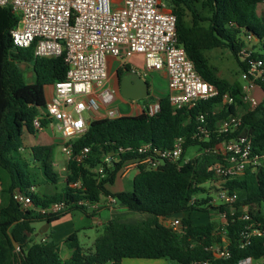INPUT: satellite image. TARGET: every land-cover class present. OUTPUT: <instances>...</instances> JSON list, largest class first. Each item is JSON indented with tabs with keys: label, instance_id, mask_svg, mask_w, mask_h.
Listing matches in <instances>:
<instances>
[{
	"label": "trees",
	"instance_id": "16d2710c",
	"mask_svg": "<svg viewBox=\"0 0 264 264\" xmlns=\"http://www.w3.org/2000/svg\"><path fill=\"white\" fill-rule=\"evenodd\" d=\"M168 1L176 15L178 42L184 47L198 74L218 88L219 96L200 100L190 108L173 110L165 94L159 98V110L152 116H148L143 109L136 115L91 120L86 130L71 143L74 153L89 147L85 161L80 164L74 160L68 161L67 178L60 191L38 193L36 190L31 194L36 206H46L55 201L67 204L64 210L47 215L33 209L21 210L13 200L12 193L17 188L24 191L30 186H37L36 173L29 169L30 162L40 165L44 180L48 183L56 184L60 179L52 168L54 145L30 147L26 160L20 157L19 150L23 147V133L36 130L33 119L45 103L44 87L63 79L66 65L63 55L35 57L32 45H14L9 30L18 19L9 7H0V264H120L123 258L161 257H167L177 264H187L192 260H211L212 253L207 247L219 243L222 235L229 241L230 257L215 259L214 263L236 264L244 257H264V238L253 237L251 243L243 248L238 244V233L244 224L238 218L242 206L248 207L253 220L264 222L259 208V204L264 202V166L255 171L246 170L243 175L226 182L225 185L237 193L233 204L236 209L234 216L229 214V205L204 206L208 197H205L206 190L201 186L212 178L207 167L217 158L203 152L205 146L244 134L251 136L254 151L264 150V98L257 107L247 110V105L241 100L242 83H230L220 77L206 55L213 49L226 48L235 57L240 69L245 71L247 61H242L239 55L240 48L245 44L243 37L250 35L249 43L257 39L264 46V23L254 11L248 10L250 5L262 0ZM251 58L264 59V55L253 50ZM21 62L31 65L32 82L26 81L19 67ZM123 68L131 70L129 65H124L117 72L121 73ZM257 84L264 92V80H257ZM224 92L230 94L232 102L223 106L221 95ZM239 108L242 122L232 131L223 134L213 132L210 140L205 142L192 138L199 125L198 114L204 115V124L213 130L218 121L238 112ZM176 137L185 140L180 159L177 162L166 161L157 170L140 167L129 191L111 193L106 184L114 182L122 161L131 159L134 153L123 151L121 161L114 162L100 181H96L90 171L104 153L118 147L151 143L162 149L170 147ZM193 145H197L201 152L183 161L185 150ZM77 180L82 182L81 189L69 186V183ZM102 195L115 197L117 205L112 209V216L102 232L95 238L91 250H84L77 233L72 232L64 241L71 255L68 259H62L56 242L46 238L40 241L33 237L35 222L50 224L73 210L94 216L97 211L86 212L76 202L82 198L98 201ZM195 196L198 197L191 204ZM121 210L139 212L145 218L123 222L119 217ZM210 210L227 212L228 224L222 232H218V227L212 222L193 221L194 213ZM173 216H181L182 234H177L160 222L162 217Z\"/></svg>",
	"mask_w": 264,
	"mask_h": 264
},
{
	"label": "built area",
	"instance_id": "2783aa9c",
	"mask_svg": "<svg viewBox=\"0 0 264 264\" xmlns=\"http://www.w3.org/2000/svg\"><path fill=\"white\" fill-rule=\"evenodd\" d=\"M261 4L264 6V0ZM0 7H9L18 19L9 30L14 45H32L35 57L63 55L65 77L49 84L51 92L34 117L33 125L39 130L43 122L53 123L62 138L60 152L64 160L57 161L54 158L52 168L64 181L67 178L68 161L74 160L80 164L89 154V147L74 153L72 140L86 130L91 120L122 115L115 106L118 90L109 82L108 57L127 63L132 57L141 55L144 69L162 72L166 79V95L173 110L193 107L200 100L220 94L215 85L198 74L184 47L178 42L176 15L168 0H0ZM243 38L245 44L240 48L239 55L242 61H247V67L241 74L244 81L241 100L247 105V110H252L259 104L253 91L260 87L257 80H264V59H252L253 48L248 42L251 36L245 35ZM159 98L155 97L146 105L143 104L140 112L144 109L148 116L154 115L159 110ZM231 102L230 94L224 92L221 105ZM197 120L199 125L192 138L202 142L209 141L211 133H228L242 122L239 111L218 121L213 130L204 124L202 113L198 114ZM184 141L183 137H176L170 147L162 149L151 143L118 147L104 153L100 162L90 171L96 181L102 180L113 163L121 161L123 151L135 155L122 161L119 170L121 174H128L130 170L137 171L140 167L157 170L166 161L177 162L180 159ZM203 152L217 157L207 167L212 178L201 184L207 190L205 197H208L204 206L229 205V214L234 216L236 209L233 204L237 193L225 184L243 175L246 170L255 171L263 167L264 150L254 151L251 136L240 134L212 146H205ZM69 186L81 189L82 182L77 180L69 183ZM34 192V186L24 191L17 188L12 198L21 210L33 209L44 215L57 213L67 207L64 201L36 206L31 198ZM197 197H192L190 203ZM76 205L86 212H92L102 206H116L117 199L111 195H102L98 201L79 199ZM218 216V232H222L228 224V214L221 211ZM238 218L244 221L238 233L240 248L248 246L253 237L264 238V222L253 220L248 207L242 206ZM160 222L177 234L183 233L181 216L162 217ZM40 241H45V238ZM228 244V239L222 235L219 243L207 247L212 253L211 260H192L187 264H223L214 263L213 260L230 257ZM252 260L251 257H244L236 264H251Z\"/></svg>",
	"mask_w": 264,
	"mask_h": 264
},
{
	"label": "rangeland",
	"instance_id": "374dc122",
	"mask_svg": "<svg viewBox=\"0 0 264 264\" xmlns=\"http://www.w3.org/2000/svg\"><path fill=\"white\" fill-rule=\"evenodd\" d=\"M206 55L208 57L210 65L214 66L217 69L218 75L220 77L225 78L230 83H232L233 81H239L240 83L244 84V81L241 78L242 70L240 69L237 60L235 59V57L232 55V53L228 49L216 48L211 51H208ZM131 60H132L131 62L136 66V68L139 71H141V74H143L144 65H143L142 56L141 55L134 56L132 57ZM19 67L23 71L26 81L32 82L34 78H33V71H32L31 65L28 63L21 62L19 63ZM145 77L150 82L151 89L154 90L155 92L154 94L164 95L165 92L163 91V87H164V84H166V80L160 74L159 71L147 72ZM253 95L258 99L260 98L259 99L260 102L262 101L261 99L262 95L259 89L256 90L255 93H253ZM130 100L132 101V99ZM147 100H148V97L139 99V101L141 102H144ZM128 101L129 99H126L125 101H119V102L117 101V103L115 102L116 106L119 107V110L122 115L132 114V111L130 112L128 110V106H127ZM148 101H152V100H148ZM239 111L241 113L240 108H239ZM200 152L201 150L199 149L197 145L188 147L184 152L183 161L191 159L193 156L199 154ZM53 154H54V158L57 161L64 160V157L62 156L60 152L59 145H56L54 147ZM28 156H29L28 151L20 154V157H22V159L24 160H26ZM29 169L32 172L36 173V176H37L36 190L38 193L57 192L61 190L64 184L63 177L59 179L58 183L51 184L44 180V177L42 175V170L38 163L30 162ZM135 174H136L135 170H130L129 173L126 174V176L121 178V173L118 172L114 179V182L106 184V187L111 193L118 192V191H129L132 189V180ZM203 186L207 188V186L205 185ZM114 207L115 206H113V208ZM108 208L101 209L100 215H96L92 218L85 217L82 214H80L83 216V217L82 216L80 217L84 219V221H79L74 224H76L75 226L77 228L78 240H79V244L81 247L83 248H87L88 246L90 247L92 245L94 238L97 237L102 232L104 225L109 220V209ZM259 208H260L261 213L264 215V202H261L259 204ZM121 211L122 212L119 214V217L121 221L123 222H136V221H139L145 218V216L141 215V213L139 212L126 211V210H121ZM77 214L79 215V213ZM192 218L195 223L212 222L219 229L220 219H219L218 213L214 210L201 211L193 215ZM99 220H101V223H98ZM33 226L36 228V231H37L40 226V222H35ZM65 232H67V224H64L63 222H59L58 224H52L48 230V233L51 234L53 241L56 243L59 242L61 239L64 240L66 238L67 235L65 236L62 235V234H65ZM84 250L89 251L90 248H87ZM104 264H109V262L104 263Z\"/></svg>",
	"mask_w": 264,
	"mask_h": 264
},
{
	"label": "crops",
	"instance_id": "0c3cea01",
	"mask_svg": "<svg viewBox=\"0 0 264 264\" xmlns=\"http://www.w3.org/2000/svg\"><path fill=\"white\" fill-rule=\"evenodd\" d=\"M248 10L254 11V14L256 16H258L262 20V22L264 23V6L261 3L255 4V5H250L248 7ZM249 44H251V46L253 47V50L255 52H258V53L264 55V46L262 45V43L259 40L253 39L252 41H250ZM131 59H129L127 61V63H122L118 59H115L113 57H108V59H107V66H108V72H109V77H110L109 82L114 88H116L118 90V98L116 100V103H117V101L119 102V101H125L126 100V98H124L120 95L119 87H118V84L116 81V75L118 73L117 70L119 69V67H123L124 65H129L131 67L130 71L136 72L138 75H140L144 80H146L148 82V85L150 87V91H149V94L147 96L148 100H153L154 97L164 96L167 93L166 84H164V87H163V91L165 92L164 95L154 94L155 92H154V90L151 89L150 82L145 77L147 72H151V71H147L146 69H143L144 75L141 74V71H139L136 68V66L131 62L132 61ZM123 69H125V68H123ZM160 74L164 77L162 72H160ZM126 79H128V78H126ZM125 82H126V80H125ZM258 89L260 90L261 95H262L261 99H263L264 98V92L260 87L254 89L253 93H255V91ZM50 92H51V88L49 87V85H46L44 87L45 97H48ZM257 93H258V91H257ZM148 100H147V102H148ZM145 103H146V101H144V102H141L139 100H132L131 101L129 99V101L127 102V106H128V110L130 112L132 111L131 115L138 114L141 110V107ZM259 103H260V101H259ZM115 106H116V104H115ZM116 107H118V106H116ZM61 143H62V138L60 137L58 132L55 130L54 124L53 123H44L43 126L39 130H35V132H33V133H29L26 131L23 133V147L19 150V153L22 154L23 152L25 153L26 151H28V153H29V148L32 146H36V145H54V147H55L56 145L60 146ZM124 176H126V174H124V175L121 174V178H123ZM104 208H108V207H106V206L100 207L94 216L100 215V210L104 209ZM108 209H109V219H110L112 212H113V210H112L113 207H109ZM77 213H79V215ZM80 214H82L85 217H89V218L94 217V216H88L87 214H85L81 211L73 210V211H70L68 214L64 215L63 217H61L60 219L50 223L48 225L47 230L45 231V234L42 233V234L36 235V232L39 230L40 227H42V225H44L45 222H40V226H39L37 231H36V228L33 226L35 228V233L33 234V237H35L37 240H39L41 238L53 240V238L51 237V234L48 233V230L52 224H58L59 222H63L64 224H67V232H65V234H62L63 236H65V235L68 236L72 232L77 233V228L75 226L76 224H74V223H77L79 221H84V219H82L80 217V216H82ZM195 214L196 213H194L193 215H195ZM98 223H101V220H99ZM75 229H76V231H75ZM77 238H78V234H77ZM95 238H94V240H95ZM65 239L64 240L61 239L59 242H57L58 246H59V253H60V256L62 259H68L71 255V250L64 243ZM94 240H93V242H94ZM93 242H92V245L90 247L89 246L87 247V248H90V250L93 247ZM87 248H83V249H87ZM263 259H264L263 257L258 258V259H253L251 264H262ZM109 264H111V263L109 262ZM120 264H177V263H175L174 261L170 260L167 257H161V258H123L121 260Z\"/></svg>",
	"mask_w": 264,
	"mask_h": 264
},
{
	"label": "water",
	"instance_id": "95a60500",
	"mask_svg": "<svg viewBox=\"0 0 264 264\" xmlns=\"http://www.w3.org/2000/svg\"><path fill=\"white\" fill-rule=\"evenodd\" d=\"M131 77L125 79L126 82L121 83L119 86V92L122 97L126 99L139 100L148 96V82L144 80L140 75L136 72H129ZM49 223L45 222L42 227L36 232V235L44 233L48 228ZM13 245L16 249H18V245L13 242Z\"/></svg>",
	"mask_w": 264,
	"mask_h": 264
},
{
	"label": "flooded vegetation",
	"instance_id": "af4514ba",
	"mask_svg": "<svg viewBox=\"0 0 264 264\" xmlns=\"http://www.w3.org/2000/svg\"><path fill=\"white\" fill-rule=\"evenodd\" d=\"M129 72H130L129 70L123 69L121 73H117L116 81H117L118 87L120 86L121 83L125 84V79L126 78L131 77ZM149 91H150V87H148V93H149Z\"/></svg>",
	"mask_w": 264,
	"mask_h": 264
}]
</instances>
